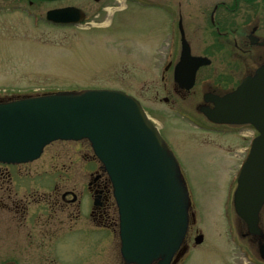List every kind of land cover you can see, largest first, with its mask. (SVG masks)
I'll use <instances>...</instances> for the list:
<instances>
[{
  "label": "rangeland",
  "instance_id": "1",
  "mask_svg": "<svg viewBox=\"0 0 264 264\" xmlns=\"http://www.w3.org/2000/svg\"><path fill=\"white\" fill-rule=\"evenodd\" d=\"M54 6L46 5L38 9L39 19V15L35 17L33 9H29L26 3L0 0V99L95 89L119 90L134 97L159 128L174 155L200 221L204 245L194 251L184 264H224L221 260L226 237L222 220L225 214L230 213L227 206L230 194L228 184L233 172H227L224 159L218 157L219 153L227 151L226 136L223 138L220 134L233 138L237 130L216 127L218 133H214L206 128L200 130L192 122L203 123V117L195 111V107L201 102L202 93L209 89L207 86H223L221 48L192 47L194 55L208 57L211 64L200 70L196 82L199 86L182 96L173 92L171 78L164 81L159 78L160 61H156L155 55L156 51L166 55L171 50L166 40L169 31L165 30L161 42H149L152 37L147 35V29L151 27L145 25H151L155 20L142 18L141 12L145 14L146 11L140 9L130 14L134 12V8L130 7L119 14L114 25L110 26L114 9H108L101 13L93 26L77 29L45 23L43 14ZM142 23L143 31L134 29L133 26ZM154 44L161 46L153 47ZM206 76L211 77L207 85L203 84ZM249 129H244V135L252 134ZM243 141L245 145L247 140L244 138ZM56 153H63L64 157L51 161ZM93 161L94 156L86 142H55L45 149L40 160L26 168L48 175L43 178L33 176L34 183L30 182L31 185H41L49 190L56 183L57 190L50 193L75 188L79 195L87 181L86 172L94 168ZM80 195L78 214L84 216L91 201L86 192ZM34 207L29 212L32 213ZM63 235L50 245L54 262L119 264L118 239L114 234L90 231L80 226ZM4 241L10 250L15 248L18 251L16 249L28 246L24 234L16 240ZM103 250L102 259L99 254ZM11 256L13 254L10 253L6 258L11 259ZM24 256L16 255L22 264L24 261L29 264Z\"/></svg>",
  "mask_w": 264,
  "mask_h": 264
},
{
  "label": "flooded vegetation",
  "instance_id": "2",
  "mask_svg": "<svg viewBox=\"0 0 264 264\" xmlns=\"http://www.w3.org/2000/svg\"><path fill=\"white\" fill-rule=\"evenodd\" d=\"M7 1L26 3L29 9H33L34 16L39 15V19L41 16L37 10L42 6L55 5L46 12L70 8L72 10L69 14L63 17L65 23L54 24V26L77 29H82L83 26L84 28L93 26L95 20L100 19L101 13L108 9H114L110 26L114 25L119 14L124 13L130 7L134 8V12L130 14H135L140 9L146 11L145 14L141 12L142 18L147 17L155 20L151 25H145L151 27V29H147V35L152 37L148 39L149 42H161L164 39L165 30L169 31L166 40H168V47H171V50L166 55L156 51L155 55L156 61H160L158 74L162 81L169 78L173 81L174 68L180 58L182 41L188 44L193 56L202 57V54L194 55L192 53V47L198 45L205 48H221L222 65H224V71L221 73L223 86L220 88L207 86L209 89L202 93L201 102L195 107V111L197 110L199 113L202 107L213 108L211 103H204L205 97L208 95L223 96L232 92L242 80L253 76L255 71L264 64V0ZM49 24L53 26L52 23ZM133 27L135 30L143 31L144 24ZM152 46L159 47L161 45L154 44ZM200 70L202 69H199L196 74L194 87L199 86L198 83L196 85V82L199 79ZM209 79H211L210 76L203 78V84L207 85L210 82ZM192 89L184 91L178 83H173L175 94L188 95ZM195 126L204 127L214 133H218V129L215 130L216 127L237 130V135H233V138L231 136L229 138L227 134H220L223 138L226 136L225 148L227 151L219 153L218 157L224 159L225 170L233 172L228 184L230 194L227 198V206L230 213L225 214L222 220L223 234H225L226 240L221 261L224 264H264V203L258 213V222L255 228L249 227L244 219L236 215L233 207V194L237 187L238 171L248 154L252 139L258 133L250 125H216L204 117L203 123H195ZM245 128H250L252 134L244 135ZM244 138L247 140L245 145H243ZM58 157L63 158L64 154L56 153L50 160L56 161ZM93 162L94 168L86 172L87 181L79 192L80 196L86 192L91 201L90 208L84 216L78 214L81 198L78 197L75 188L66 189L60 193H50V191L57 190L56 183L49 190L42 188L41 185L36 187L31 185L34 183L33 176L40 175L38 178L48 176L26 168L34 162L28 164L0 162V228L3 230L2 234L0 232V239L3 240L0 243V264H22L19 258L21 254L28 258L29 264H58L54 262V253L51 251L50 245L54 239L62 238L65 236L64 233H69L80 226L90 231L114 234L118 239L119 223L112 185L100 164L95 159ZM33 207L35 209L32 213L29 212ZM39 207L43 209H38ZM29 216L30 218H28ZM21 234H24L28 240L26 248L15 251V248L10 250L8 246H5V239L16 240V237ZM199 239L200 242H198ZM203 245L200 221H198L197 215L190 211L186 236L170 264H184L186 259ZM10 253L13 254V257L6 258ZM104 253L103 250L99 254V258L103 259ZM118 255L119 264H125L120 253ZM23 264H26V261Z\"/></svg>",
  "mask_w": 264,
  "mask_h": 264
},
{
  "label": "water",
  "instance_id": "3",
  "mask_svg": "<svg viewBox=\"0 0 264 264\" xmlns=\"http://www.w3.org/2000/svg\"><path fill=\"white\" fill-rule=\"evenodd\" d=\"M68 11L48 12L46 19L63 23ZM208 64L192 57L183 42L176 83L189 90L198 68ZM210 101L213 109H201L210 121L251 124L259 133L238 174L233 199L236 214L255 228L264 202V65L235 91ZM83 139L113 185L123 261L169 264L186 233L188 192L175 158L135 99L120 91L88 90L0 103V162H31L53 141Z\"/></svg>",
  "mask_w": 264,
  "mask_h": 264
},
{
  "label": "bare ground",
  "instance_id": "4",
  "mask_svg": "<svg viewBox=\"0 0 264 264\" xmlns=\"http://www.w3.org/2000/svg\"><path fill=\"white\" fill-rule=\"evenodd\" d=\"M191 55V54H190ZM192 56V55H191ZM193 57V56H192Z\"/></svg>",
  "mask_w": 264,
  "mask_h": 264
}]
</instances>
